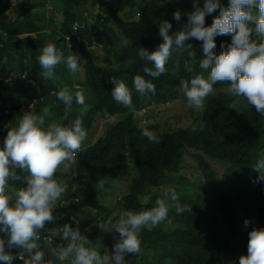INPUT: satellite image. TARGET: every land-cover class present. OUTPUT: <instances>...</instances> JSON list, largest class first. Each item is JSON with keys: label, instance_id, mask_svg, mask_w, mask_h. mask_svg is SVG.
<instances>
[{"label": "trees", "instance_id": "1", "mask_svg": "<svg viewBox=\"0 0 264 264\" xmlns=\"http://www.w3.org/2000/svg\"><path fill=\"white\" fill-rule=\"evenodd\" d=\"M6 1L0 0V140L6 135L7 127L14 126L23 111L39 114L45 106L49 108L46 122L63 124L82 113V126L87 132L83 148L76 153L69 172L57 169L54 173L53 179L65 180V192L53 209L54 219L45 222L41 235L51 237L53 244H66L67 241L61 239L59 227L65 222L71 226L74 222L80 225L87 221L91 207L96 210L91 223L96 222L95 219L101 221L100 217L96 218L100 212L102 219L108 217L114 207L138 208V194L158 185L163 180L160 169L164 168L176 175L179 184L187 187L182 188L181 195L187 200L189 210L176 214L169 209L163 221L147 229V233L140 232L142 251L138 255L126 256L128 264H234L236 256L238 262V257L246 254L247 231L254 226L264 227V223L260 217H255L252 198L245 201L229 199L225 209L221 210L223 201L213 185L214 170H222L221 180L231 189H236L237 177L246 182L244 187L251 192L256 204L264 208L261 186L253 180L250 172L258 154L254 155L248 145V141L257 136L264 145V121L251 114H241L230 105L231 98L226 95L217 94L214 98L209 95L213 100L207 96L204 103L208 109L203 113L192 110L191 127L176 129L178 131L174 134L159 139L157 143L140 135V129L145 127L140 126L133 115L146 103L162 104L176 99L182 79L187 80L195 72L203 73L198 67L201 42L195 38L185 41L191 44L194 56L189 59L186 50H177L165 64L166 71L158 77H149L141 71L145 61L137 55L139 47L152 51L161 42L158 34L161 19L170 22L169 34L183 27L187 19L185 13L193 10L192 0H148L140 6L141 0H54L58 5L57 12L46 7V0H41V5L38 0H18L11 15L6 14L10 8ZM220 2L227 6V0ZM202 4L203 1L198 0L197 5ZM39 6L43 10L39 11ZM173 10L182 13L179 20L172 18ZM135 11H138V18H134ZM218 11L217 8L205 15V25L211 23ZM55 14L60 15L57 23ZM74 23H77L75 30L72 29ZM65 37L69 38L68 44ZM214 40L219 51L221 41L227 46L226 34L217 35ZM48 41H52L64 55L78 53L81 58L78 60L79 70L70 72L61 62L54 67L51 78L41 77L42 69L35 57ZM67 45L71 48L68 49ZM95 46L98 53L92 49ZM135 74L150 79L155 92L141 94L133 91L131 107L122 106L110 95V78L123 80L131 88ZM61 85L67 86L70 92L79 89L85 94L84 105L73 103L67 117L62 102L55 96ZM30 104L31 108L28 107ZM105 115L116 121L113 124L104 122L107 129L93 138L94 128ZM1 122L7 123L2 126ZM148 127L164 133L172 126L166 124L160 128L155 124ZM236 149L239 152L242 149L245 154L238 161L230 157ZM190 150L193 151L190 157L197 167L207 171L209 182V186L192 198L188 194V189L192 188L190 179L181 175L184 154H189ZM130 164L132 167L129 168ZM16 171L20 172V169ZM72 171L75 175H71ZM121 173H127L130 183L126 194H116L110 205L107 198L112 194L111 185ZM21 183L20 180L10 181V187L21 186ZM157 196H150L141 208L153 206ZM61 201L63 205H60ZM212 202L220 207L221 216L216 212L217 206L203 211ZM245 218L249 220L247 227L243 225ZM92 231L99 232L95 223ZM242 246L245 247L240 251ZM218 248L224 251L218 253ZM11 251L15 253L16 250ZM18 263L17 259L11 262ZM54 263L69 264L67 260Z\"/></svg>", "mask_w": 264, "mask_h": 264}, {"label": "clouds", "instance_id": "2", "mask_svg": "<svg viewBox=\"0 0 264 264\" xmlns=\"http://www.w3.org/2000/svg\"><path fill=\"white\" fill-rule=\"evenodd\" d=\"M17 1H6L10 4L9 10H6L7 15L13 14ZM147 1L143 0L139 4ZM192 4L193 10L185 13L187 19L183 27L169 34L170 22L161 19L158 23L161 42L152 51L144 47L137 49L138 57L145 61L141 71L149 77L160 76L166 71L165 64L177 50H186L187 57L191 59L194 56L192 46L185 41L195 38L201 42L199 47L202 55L198 60V67L203 73L195 72L187 80L182 79L178 97L183 94L191 110L203 113L209 108L204 105L207 96L212 101L217 94H223L231 98L230 105L241 114H251L259 121H264V0H227V6L220 0H203L202 6H199L198 0H192ZM178 8L180 7L176 9ZM217 8L218 14L212 17L210 24L205 25V15ZM134 14V18H138V11ZM180 15L182 13L179 10H173L174 20H179ZM76 26L77 23H74L72 29L75 30ZM223 34H226L227 46L221 41L219 51L214 37ZM65 42L68 44V37H65ZM67 46L68 49L71 48ZM72 53L64 55L52 41L46 42L35 57L42 69L40 76L51 78L54 67L61 62L70 72L78 71V60L81 58L78 53ZM188 71L191 72L190 64ZM3 81L6 82V79ZM110 81V95L122 106L131 107L133 91L141 94L155 92L153 82L140 74L133 75L131 88L118 78L112 77ZM55 96L63 104L65 117L73 103H85L82 90L70 92L65 85L58 87ZM177 98L162 104L149 102L140 111H134L133 115L139 114L135 117L138 124L145 127L140 129L141 136L158 143L159 139L182 129L169 118L163 122L153 119L148 108L153 105L159 111H164ZM31 106L32 104L28 105L29 108ZM81 116L82 113L63 124L51 120L46 122L49 108L45 106L39 114L23 111L15 125L7 127L6 135L0 140V234H3L0 235V264H11L14 259L18 260V264H56L54 262L65 260L69 264H128L126 256L138 255L142 251L140 232L147 233V229L150 230L163 221L169 209L176 214L189 210L185 202L187 200L181 195L182 188L187 187L178 183L174 173L161 168L160 177L163 180L138 194V208L114 207L105 219H102L100 212V216L96 218L100 217L101 221L97 219L94 222L99 232L92 231L94 223L90 220L96 210L91 207L87 221L80 225L75 222L71 226L65 222L59 227L61 239L66 240V244H53L51 237L42 236L41 230L46 221L54 219L53 209L66 187L63 178L59 181L53 179L54 173L59 165H63V171L67 173L76 153L83 148L87 132L82 126ZM142 119L147 121L139 123ZM6 123L1 122V125L5 126ZM155 124H159L160 128L166 124L172 127L160 133L159 130L156 132L149 129L148 126ZM192 125L189 124L188 127ZM248 143L252 153L258 154L255 156V163L251 165L254 169L250 172L253 180L260 184L264 195V145L259 136ZM188 153L183 157L181 175L190 179L192 188L188 189V194L192 198L209 186V182L207 171L198 168L195 160L190 157L193 151ZM243 155L242 149L240 152L236 149L230 157L238 161ZM17 168L20 172L16 171ZM214 171L216 174L213 185L223 201L221 210L225 209V203L229 199L245 201L252 198L255 217H260V221L264 223V208L256 204L251 192L244 187L246 182H241L237 177L234 182L236 189H231L221 180L222 170L216 168ZM71 175H75V171ZM116 179L125 181V191H115L110 183L113 187L112 194L107 198L110 205L114 203L116 194H126L130 183L127 173L119 174ZM17 180L22 181L21 186L10 187V181ZM152 195H159L153 206L141 208ZM60 205H63V201ZM214 207L220 215V207L215 202L207 204L203 211ZM116 211L118 213L113 214ZM248 224L249 220L245 218L243 225L247 227ZM11 249H15V253ZM223 251L218 248V253ZM234 264H264V227L254 226L247 231L246 254H241L238 262L236 256Z\"/></svg>", "mask_w": 264, "mask_h": 264}, {"label": "rangeland", "instance_id": "3", "mask_svg": "<svg viewBox=\"0 0 264 264\" xmlns=\"http://www.w3.org/2000/svg\"><path fill=\"white\" fill-rule=\"evenodd\" d=\"M40 1V5L42 3L41 0ZM143 0L140 1V3H142ZM46 7L49 8L50 10H52L53 12H57L58 11V5L55 4L54 0H46ZM39 11L43 10L42 7H38L37 8ZM90 9V7H89ZM93 10H95V8H93ZM60 15L59 14H55V22L57 23L59 21ZM46 33H48V30H45ZM98 47H92V49H96ZM96 53L99 52V50H94ZM151 113V117L155 120L161 121L163 122L165 119L169 118L171 120H173L176 124V126H178L179 128H183V127H187L189 126V124H193L191 123V115L193 113V111L190 109L191 106L187 103L186 98L183 96V94H181L177 100L173 101L172 103H169L166 106V109L164 111H159L156 107H154L153 105L148 107ZM139 114L136 113L134 115V117H138ZM148 116V115H147ZM146 118V116L144 117ZM116 121V119L114 117H110L108 115H105L103 118H100L96 127L94 128L95 132L93 134V138H97L98 136H100L106 129L107 127L105 126L104 122L109 123V124H113ZM146 119H142L140 120L139 123H143L146 122ZM71 163L69 164L70 167ZM132 167V165H129V168ZM57 169L62 170L63 171V165H60L57 167ZM69 172V171H68ZM125 181L122 180L120 181L119 179H115L113 182V186L115 191H125ZM117 214L118 212H113V214Z\"/></svg>", "mask_w": 264, "mask_h": 264}, {"label": "bare ground", "instance_id": "4", "mask_svg": "<svg viewBox=\"0 0 264 264\" xmlns=\"http://www.w3.org/2000/svg\"><path fill=\"white\" fill-rule=\"evenodd\" d=\"M137 1V0H136ZM136 1H135V3H136ZM152 1V0H151ZM203 1V0H202ZM101 2V1H100ZM112 2V1H111ZM154 2H155V0H154ZM222 2V1H221ZM143 3V2H142ZM147 3V2H146ZM158 3V2H157ZM138 4V3H137ZM224 5V4H223ZM102 6H103V3H102ZM139 6H140V4H139ZM163 8V7H162ZM165 8V7H164ZM139 9V8H138ZM110 10V9H109ZM116 11V10H115ZM133 11V10H132ZM163 11V10H162ZM105 12V11H104ZM109 12V11H108ZM120 12V11H119ZM129 12H131L130 10H129ZM125 13V12H124ZM132 13V12H131ZM134 13V12H133ZM170 13H171V11H170ZM169 13V14H170ZM127 14V13H126ZM100 16V15H99ZM106 16V15H105ZM102 18V17H101ZM127 18V17H126ZM129 18V17H128ZM170 18V17H169ZM173 18V17H172ZM123 19V18H122ZM125 19V18H124ZM171 19V18H170ZM102 20H103V18H102ZM128 20V19H127ZM104 21V20H103ZM140 21V20H139ZM142 21V20H141ZM140 21V22H141ZM106 24V22L104 23V25ZM133 24V23H132ZM103 25V26H104ZM107 26V25H106ZM172 27V26H171ZM174 27V26H173ZM152 29V28H151ZM170 31H172V30H170ZM170 33V32H169ZM224 35V34H223ZM129 36V35H128ZM220 37V36H219ZM222 37V36H221ZM133 43V42H132ZM166 67V66H165ZM168 67V66H167ZM263 141V140H262ZM249 145V144H248ZM60 166V165H59ZM74 185V184H73ZM69 188V187H68ZM99 192V191H98ZM97 204V203H96ZM58 213V212H57ZM95 220H97V219H95ZM75 223V222H74ZM58 238V237H57ZM56 239V238H55ZM60 239V238H59ZM175 250V249H174ZM175 253V252H174ZM174 255V254H173ZM174 256H176V255H174ZM177 257V256H176ZM179 257H177V259H178ZM174 261H175V258H174ZM177 261V260H176Z\"/></svg>", "mask_w": 264, "mask_h": 264}]
</instances>
